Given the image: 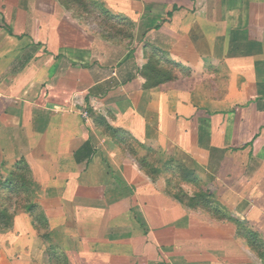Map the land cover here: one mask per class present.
Masks as SVG:
<instances>
[{
  "label": "crops",
  "instance_id": "obj_1",
  "mask_svg": "<svg viewBox=\"0 0 264 264\" xmlns=\"http://www.w3.org/2000/svg\"><path fill=\"white\" fill-rule=\"evenodd\" d=\"M99 1L128 34L106 37L59 0H0V183L26 160L69 264H264L235 222L180 201L97 120L162 151L264 239V0ZM152 48L190 74L148 86ZM216 64L247 92L217 101L190 85ZM9 229L0 264H50L26 211Z\"/></svg>",
  "mask_w": 264,
  "mask_h": 264
},
{
  "label": "trees",
  "instance_id": "obj_2",
  "mask_svg": "<svg viewBox=\"0 0 264 264\" xmlns=\"http://www.w3.org/2000/svg\"><path fill=\"white\" fill-rule=\"evenodd\" d=\"M60 2L70 11L74 13L75 16L84 20L86 24L92 25L88 17H92L94 23L100 21L103 28L99 27L100 32L107 36H120L126 33L124 27H119L120 24H125V26H131L127 19L113 14L108 8L99 0H60ZM86 15V16H84ZM88 16V17H87ZM112 30V32L106 31ZM169 65V67H164ZM178 72H182L183 75L188 76L190 71L182 64L173 61L167 56H161L157 49L152 48V53L150 54V60L146 66L145 75L148 79V86L153 87L159 84L166 83L177 78ZM189 72V73H188ZM98 123L102 125L104 130L111 135L114 140L121 146L126 142V137L131 138L130 135L120 129L113 127L108 123L105 117L98 116ZM172 162V161H170ZM140 166L146 171L148 175L152 178H156L163 171L171 170V163L164 165V167H157L149 161L147 156L139 158ZM32 187V189H31ZM1 189L9 192V194H29V200L26 199L22 209L26 211L31 217L35 228L40 233L42 239L49 243L47 248L48 255L50 257L49 262L56 264L57 262H62L63 264H69L67 256L63 251L58 249L55 245L51 243L50 235L47 232L48 228V218L45 213L39 208V206L33 201V194L36 190L34 182L32 181L31 170L25 159H20L15 163L13 169L10 171L9 178L1 184ZM180 201H188V205L191 207L203 206L210 213H213V209L216 210L215 215H219L220 211L218 207H215V198L212 194L200 191L193 197L183 198L180 194L176 196ZM31 199V200H30ZM19 205V204H18ZM15 214L10 206L0 205V228L9 229L14 224ZM224 217L226 215H223ZM222 220L221 216L218 218ZM238 226V234L247 239L250 246L259 254V256L264 260V239L259 232L253 230L247 225L236 221Z\"/></svg>",
  "mask_w": 264,
  "mask_h": 264
},
{
  "label": "rangeland",
  "instance_id": "obj_3",
  "mask_svg": "<svg viewBox=\"0 0 264 264\" xmlns=\"http://www.w3.org/2000/svg\"><path fill=\"white\" fill-rule=\"evenodd\" d=\"M60 1V0H59ZM76 15V14H75ZM86 16V15H84ZM88 17V16H87ZM92 17H88V19L91 21V24H95L101 28L102 25L100 23V21H98L97 23H94V21L92 20ZM122 27V26H121ZM123 28V27H122ZM109 32H112V30H106ZM126 34L128 33H124L123 35H120V37H124ZM169 67V65H165L164 67ZM218 67V68H217ZM222 66L216 64V68L212 69V71H210L211 74L210 76L205 75V68L204 67H200V69L197 70L196 75H195V80L191 81L192 83L190 84L191 86L197 87L199 89H201V91H203L204 93L208 94L209 90L210 92H212L214 95H216V100L217 101H221L223 99H225L226 97H229L231 95H234L233 97H238L237 95L241 94L242 92H247L248 89H241V87H235V86H229V79L228 76L225 74L224 69L220 68ZM182 73V72H181ZM230 89L232 91H230ZM244 101H241V103ZM240 102L238 101H230L229 104L230 106H227L225 104L222 103H217V107L219 109H224V110H233V111H237V109L239 108H235L237 104H239ZM240 103V104H241ZM225 105V106H224ZM125 143L123 144V148L126 150H131L130 152H132V149H130V147H132V145L135 147V145L137 146V149L135 150L136 153L138 154V157H145L147 156L149 158V161L151 162V164L162 168L164 167V165L166 164H170L171 165V170L170 171H163L162 173H160V175H158L156 178H159L160 176H163L166 178V180L168 181V186H169V190L174 192L176 195H181L183 196V198L186 197H193V193L197 194V190L195 189V191L192 193L193 188L189 187L187 184H192V183H187L184 179L185 175L182 174V170L177 167V165L174 163L173 160H168L166 163L162 164L160 163V159H162V155L160 152L162 151H156V150H152L149 149V151H145L142 147H140L138 144L134 143L131 141V138L126 137L125 139ZM132 143V144H131ZM130 146V147H129ZM172 161V162H170ZM163 169V168H162ZM4 182L0 183V205L4 204L5 206H10L11 210L13 209L15 216L17 215V213H21L23 211L22 207L26 201V199L29 200V194H9L8 191H6L5 194H2V189H1V184ZM32 189V187H31ZM215 198V207H218L220 214L219 215H215L216 210L213 209V213H211V215H213L216 218H219L221 216L222 220H230L236 223V221L242 222L239 218H236V216L230 214L229 210H228V206H225L224 203L221 202V200L217 197ZM31 200V199H30ZM186 204H188V201L184 202ZM19 204V205H18ZM223 215H226L225 217ZM10 231L11 229H2L0 228V232L2 233H6L7 231ZM47 248L49 246V244H46ZM46 255H48V250L46 251ZM48 260L50 259L49 255L47 256ZM50 264H52V262H50ZM56 264H63L62 262H57Z\"/></svg>",
  "mask_w": 264,
  "mask_h": 264
},
{
  "label": "built area",
  "instance_id": "obj_4",
  "mask_svg": "<svg viewBox=\"0 0 264 264\" xmlns=\"http://www.w3.org/2000/svg\"><path fill=\"white\" fill-rule=\"evenodd\" d=\"M83 116H84L86 119H88V118H89V115H88V113H87V112H84V113H83Z\"/></svg>",
  "mask_w": 264,
  "mask_h": 264
}]
</instances>
